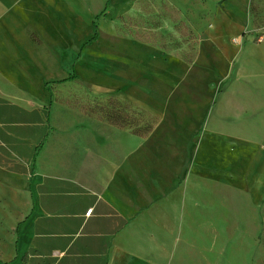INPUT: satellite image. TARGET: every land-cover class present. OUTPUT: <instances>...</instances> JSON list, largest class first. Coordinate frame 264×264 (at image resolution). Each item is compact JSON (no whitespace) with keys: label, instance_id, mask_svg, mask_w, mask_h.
Segmentation results:
<instances>
[{"label":"rangeland","instance_id":"obj_1","mask_svg":"<svg viewBox=\"0 0 264 264\" xmlns=\"http://www.w3.org/2000/svg\"><path fill=\"white\" fill-rule=\"evenodd\" d=\"M95 26L97 41L76 59ZM263 47L264 0H0V90L31 105L50 95L60 118L148 138L174 236L184 201L195 202L209 218L195 227V250L231 252L233 264H264V105L246 116L264 94ZM240 89L249 106L237 114ZM0 226L1 249L13 233Z\"/></svg>","mask_w":264,"mask_h":264},{"label":"crops","instance_id":"obj_2","mask_svg":"<svg viewBox=\"0 0 264 264\" xmlns=\"http://www.w3.org/2000/svg\"><path fill=\"white\" fill-rule=\"evenodd\" d=\"M90 39L76 59L97 41L98 33L88 43ZM230 78L222 82L210 107L229 87ZM234 78L237 83L239 75ZM244 92L240 89L230 99V109L237 114L249 106L243 104L250 96ZM259 96L250 103L249 118L264 105V94ZM232 100L242 107L231 108ZM43 101L27 104L0 90V219L13 233L7 239L13 243L0 249L2 264H216L218 257L223 264H233L231 252L195 250V227L205 228L209 221L195 202L184 201L177 217L182 230L174 236L169 186L154 184L148 138L121 137V131H106L105 122L98 120L72 121L66 114L60 118L62 107L50 95ZM201 132L200 127L193 139ZM161 162L158 171L167 177V160ZM170 235L175 250L168 249Z\"/></svg>","mask_w":264,"mask_h":264},{"label":"trees","instance_id":"obj_3","mask_svg":"<svg viewBox=\"0 0 264 264\" xmlns=\"http://www.w3.org/2000/svg\"><path fill=\"white\" fill-rule=\"evenodd\" d=\"M97 39V33H96V31H95V33H94V36L88 41V43H90V42H92V41H94V40H96ZM87 44V43H86Z\"/></svg>","mask_w":264,"mask_h":264},{"label":"built area","instance_id":"obj_4","mask_svg":"<svg viewBox=\"0 0 264 264\" xmlns=\"http://www.w3.org/2000/svg\"><path fill=\"white\" fill-rule=\"evenodd\" d=\"M90 212H91V210H89V211L86 213V215H88V216H89Z\"/></svg>","mask_w":264,"mask_h":264}]
</instances>
